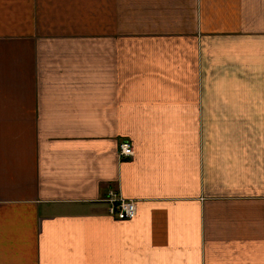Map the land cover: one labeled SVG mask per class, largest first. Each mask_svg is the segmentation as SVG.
<instances>
[{"label":"crops","instance_id":"obj_1","mask_svg":"<svg viewBox=\"0 0 264 264\" xmlns=\"http://www.w3.org/2000/svg\"><path fill=\"white\" fill-rule=\"evenodd\" d=\"M0 264H264V0H0Z\"/></svg>","mask_w":264,"mask_h":264},{"label":"built area","instance_id":"obj_2","mask_svg":"<svg viewBox=\"0 0 264 264\" xmlns=\"http://www.w3.org/2000/svg\"><path fill=\"white\" fill-rule=\"evenodd\" d=\"M134 154V144L130 139L123 138L118 141V155L121 159L132 157ZM103 200L108 204V212L118 219L132 218L137 212L135 200L126 199L114 190H110Z\"/></svg>","mask_w":264,"mask_h":264}]
</instances>
